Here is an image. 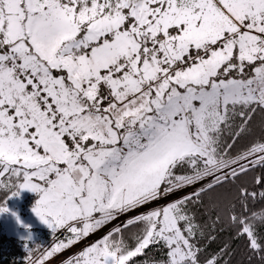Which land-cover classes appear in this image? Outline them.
I'll return each instance as SVG.
<instances>
[{
    "label": "snow or ice",
    "instance_id": "obj_1",
    "mask_svg": "<svg viewBox=\"0 0 264 264\" xmlns=\"http://www.w3.org/2000/svg\"><path fill=\"white\" fill-rule=\"evenodd\" d=\"M257 113L264 0H0V214L29 191L69 234L31 264L121 215L63 264H221L193 208L256 168L230 221L264 264V137L231 154ZM150 247L162 259L137 261Z\"/></svg>",
    "mask_w": 264,
    "mask_h": 264
},
{
    "label": "trees",
    "instance_id": "obj_2",
    "mask_svg": "<svg viewBox=\"0 0 264 264\" xmlns=\"http://www.w3.org/2000/svg\"><path fill=\"white\" fill-rule=\"evenodd\" d=\"M262 137H264V113H257L251 122L249 133L233 145L232 156L235 157L244 151L250 142ZM261 171L262 169L256 168L235 184L218 188L215 192L206 195L203 202L193 208L197 221L204 229V238L201 239L200 246L202 250H206L204 251L205 256L219 254L221 249H226V254H223L221 258V264H261L260 258L248 250L246 240L237 237L235 226L230 221V210L233 205H235V211L238 214L242 210L240 187H246L250 192L260 191L255 187L252 177L259 175ZM248 209L264 210V200H260L257 196L254 201L249 197ZM257 227L261 233H264V224H258ZM24 244L21 241L9 239L0 232V264H28L30 259L28 251L31 248ZM163 255L160 248L150 247L146 250V256L136 259L137 261L144 259L158 261L162 259Z\"/></svg>",
    "mask_w": 264,
    "mask_h": 264
},
{
    "label": "rangeland",
    "instance_id": "obj_3",
    "mask_svg": "<svg viewBox=\"0 0 264 264\" xmlns=\"http://www.w3.org/2000/svg\"><path fill=\"white\" fill-rule=\"evenodd\" d=\"M208 179L206 178L201 183H207ZM195 187H199V184ZM193 190V187H187L183 191H177L174 194L168 195L166 199L154 202L150 207L162 206L168 201L182 197ZM37 199L36 194L29 191H22L17 197L8 199L6 202L9 212L0 214L1 234H4L9 239H15L25 243L24 245L28 248L34 247L28 264H31L32 260L39 258L41 251L46 248L50 249L56 242L60 240H65L66 242L65 238L69 235L63 230L52 234L51 230L34 215L32 209ZM125 219L126 217L121 215L116 221L96 230L88 237H82L79 242L62 251V253L56 254L54 259H49L45 264H63V261L78 254L85 247L101 239L114 226H119ZM17 220H19V223H17Z\"/></svg>",
    "mask_w": 264,
    "mask_h": 264
}]
</instances>
